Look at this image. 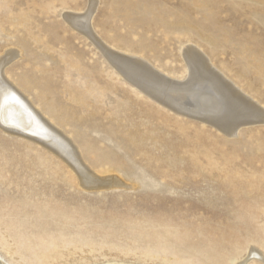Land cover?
I'll list each match as a JSON object with an SVG mask.
<instances>
[{
	"label": "rangeland",
	"instance_id": "1",
	"mask_svg": "<svg viewBox=\"0 0 264 264\" xmlns=\"http://www.w3.org/2000/svg\"><path fill=\"white\" fill-rule=\"evenodd\" d=\"M92 26L178 79L194 44L264 107V0H0V58L20 51L6 75L89 168L124 182L88 187L67 158L0 125V258L264 264V109L231 135L164 105L110 67Z\"/></svg>",
	"mask_w": 264,
	"mask_h": 264
},
{
	"label": "bare ground",
	"instance_id": "2",
	"mask_svg": "<svg viewBox=\"0 0 264 264\" xmlns=\"http://www.w3.org/2000/svg\"><path fill=\"white\" fill-rule=\"evenodd\" d=\"M68 19L73 23L81 18L74 11ZM82 20L77 21L84 27ZM90 32L95 45L102 50L110 67L118 75L130 80L141 93H146L173 109L179 108L188 115L209 121L228 134H236L244 124L255 122L258 116L255 111L264 109L258 100L255 101L252 96L227 78L210 61L206 53L194 44L183 50L188 58L186 61L189 74L185 79H178L162 72L141 55L123 51L109 44L97 34L95 29ZM19 52L18 49L11 48L7 55L4 53L0 58L2 79H0V125L37 139L67 158L81 177L83 184L88 187L124 183L122 177L111 173L102 174L89 168L71 136L59 129L52 119L35 107L27 93L6 75L4 67H7L6 65L17 57ZM260 116H264V113L261 112ZM0 264L6 263L0 258Z\"/></svg>",
	"mask_w": 264,
	"mask_h": 264
}]
</instances>
